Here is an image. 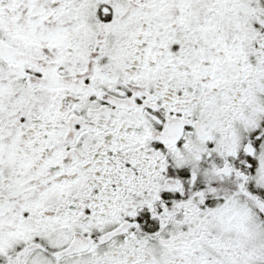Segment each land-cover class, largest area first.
Returning <instances> with one entry per match:
<instances>
[{"label": "snow or ice", "instance_id": "1", "mask_svg": "<svg viewBox=\"0 0 264 264\" xmlns=\"http://www.w3.org/2000/svg\"><path fill=\"white\" fill-rule=\"evenodd\" d=\"M0 264H264V0H0Z\"/></svg>", "mask_w": 264, "mask_h": 264}]
</instances>
